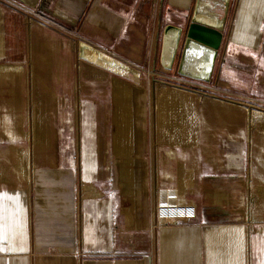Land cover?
<instances>
[{
  "label": "crops",
  "instance_id": "1",
  "mask_svg": "<svg viewBox=\"0 0 264 264\" xmlns=\"http://www.w3.org/2000/svg\"><path fill=\"white\" fill-rule=\"evenodd\" d=\"M197 1L0 0V264H264V227L175 222L154 232L133 212L145 191L146 170L137 157L144 89L125 81L129 78L115 79L111 93L118 183L130 206L121 205L115 184L90 180L89 159L78 164L72 154L58 157L77 145L72 126L65 127L60 141L63 132L53 124L69 101L57 93L59 66L67 68L77 50L88 61L85 79L101 83L107 70L131 77L134 67L108 63L107 44L117 54L135 57L137 40L158 37L169 24L187 27ZM211 2L200 0L198 19L220 35L216 63L208 84L187 80L226 95V102L207 98L211 108H243L237 103L259 108L264 104V0ZM27 19L33 22L28 30ZM170 91L156 92L167 120L160 127L180 142L186 130L180 123L183 103ZM259 109L255 112L264 117V107ZM257 128L264 133L262 124ZM259 191L264 198V188ZM161 204L170 209L183 202L166 192ZM260 204L264 208V201ZM142 230L151 237L139 244L134 233Z\"/></svg>",
  "mask_w": 264,
  "mask_h": 264
},
{
  "label": "rangeland",
  "instance_id": "2",
  "mask_svg": "<svg viewBox=\"0 0 264 264\" xmlns=\"http://www.w3.org/2000/svg\"><path fill=\"white\" fill-rule=\"evenodd\" d=\"M32 24L31 20H26L27 30ZM163 34L164 28L158 32V37L148 35L145 40H137L140 48L135 57L138 59L117 54V48L107 44L104 53L108 63L119 60L134 67L136 74L131 77L107 70L105 81L87 80L82 76V70L88 61L81 58L77 50L67 68L59 66L58 78H55L57 93L61 98L67 96L69 101L63 104L65 107L59 110L53 124L57 131L63 132V135H58L60 141L66 137L65 127L72 126L73 143L77 145L72 152H57L58 157L72 154L78 164L89 159L93 165L90 167V180L96 185L115 184L117 194L122 196L119 198L121 205L130 206L118 183L111 93L115 79L129 78L125 81L144 89L140 98L143 111L136 121L143 131L137 157L146 170L145 191L139 194V206L133 210L138 212V218L147 220L154 232L160 226L175 222L239 223L249 230L264 227V211H261L264 208L260 204L264 198L259 191V188H264V133L257 128L259 124L264 126V117L255 112L264 104L259 108L255 104L242 103H237L243 106L236 107L238 109L211 108L206 103L207 98L226 102V95L204 87V84L200 89L194 81L187 80L191 78L179 75L178 54L171 69L163 67ZM161 87L173 88L170 95L183 103L180 123L186 130L181 132L180 142L173 141L160 127L167 124L166 114H161L162 102L157 104L156 99V92ZM72 89L75 102H72ZM168 122L176 125L177 119ZM183 179L185 190L183 182L180 187ZM166 192L183 202V205L171 206L178 208L179 212L169 213L174 208L166 209L161 204L166 199ZM134 236H137L139 244L151 237L149 230L137 231Z\"/></svg>",
  "mask_w": 264,
  "mask_h": 264
},
{
  "label": "water",
  "instance_id": "3",
  "mask_svg": "<svg viewBox=\"0 0 264 264\" xmlns=\"http://www.w3.org/2000/svg\"><path fill=\"white\" fill-rule=\"evenodd\" d=\"M215 2L221 3L223 0H212L211 5L217 6ZM201 10L200 0H198L187 27L182 28L171 24L164 27L161 64L171 69L178 54L177 73L179 75L209 82L218 56L220 35L198 19Z\"/></svg>",
  "mask_w": 264,
  "mask_h": 264
}]
</instances>
